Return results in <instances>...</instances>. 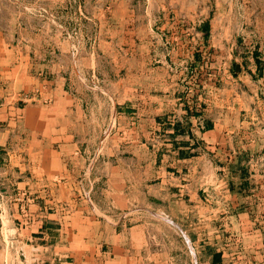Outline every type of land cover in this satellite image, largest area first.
<instances>
[{"label":"crops","instance_id":"obj_1","mask_svg":"<svg viewBox=\"0 0 264 264\" xmlns=\"http://www.w3.org/2000/svg\"><path fill=\"white\" fill-rule=\"evenodd\" d=\"M97 1L98 53L75 46L81 0L57 8L81 15L71 49L21 58L17 89L1 73L0 234L33 264H264L258 10L232 0L218 24L201 6ZM202 46L231 63L227 85L198 84Z\"/></svg>","mask_w":264,"mask_h":264},{"label":"rangeland","instance_id":"obj_2","mask_svg":"<svg viewBox=\"0 0 264 264\" xmlns=\"http://www.w3.org/2000/svg\"><path fill=\"white\" fill-rule=\"evenodd\" d=\"M83 2L86 4L83 10V19L89 22V26L87 27L86 24L85 26L89 29L90 41L87 44L84 39V43L78 41L79 43H76L75 46L77 50H82L84 55L98 53V46L94 45L91 37H94L96 22L100 17L98 6L103 4L104 1L83 0ZM238 2L241 4L247 3L251 9L258 10L259 17L264 22V0H235V3ZM167 3L181 8L184 7L185 12H193L194 8L197 10L201 6L203 17H218L221 19L218 24H221L223 19V22L226 20L225 11L226 9L227 12L230 10L229 7L232 0H168ZM66 4H71L73 7L79 6L81 0H0V80L3 79H1V73L5 72L8 73L6 75H12L13 81H9L8 85L17 89L20 87L21 81L14 78L12 70H17L21 64L25 65V69L31 68L34 64L32 61L22 62L21 58L29 56L31 58L40 57L41 54L50 52L51 46L56 49L55 51L60 52H66L69 48L71 49V46L67 49V46L60 44L61 40L59 39L67 37L66 33L77 36L76 31H78V28L76 30L74 24H78L77 19L81 15L75 14L74 10L69 14H57L59 11L57 8ZM60 23H70L72 25L71 28L62 30L59 27ZM201 54L200 70L203 77H201L200 83L203 82V84H198L205 86V79L209 80V75L215 71L218 74V79L214 82H217L218 85L219 83H226L227 85L230 80L228 79L229 76L233 75L231 63L226 59L217 61L207 52L204 46H202ZM89 64L91 65L89 62L83 61L82 66H89ZM22 69L24 70V66ZM88 79L89 81L93 80V78L89 77ZM20 80H22L21 77ZM73 81L77 86V78L73 77ZM90 143L93 144L94 142ZM158 228H161V225ZM163 228L166 227L164 226ZM14 236L7 232L0 234V264H33L31 259H29V253L20 247L17 243V238Z\"/></svg>","mask_w":264,"mask_h":264},{"label":"trees","instance_id":"obj_3","mask_svg":"<svg viewBox=\"0 0 264 264\" xmlns=\"http://www.w3.org/2000/svg\"><path fill=\"white\" fill-rule=\"evenodd\" d=\"M202 32H203V36H204L205 41H208V39L210 37V24H209V22H207V23H205L203 25ZM243 178H245L244 174H243ZM245 186L246 185L243 183L242 186H240V187H242L243 189H245L246 188ZM220 258L221 257L219 255H216L214 257V263L215 264H220V261H221Z\"/></svg>","mask_w":264,"mask_h":264}]
</instances>
